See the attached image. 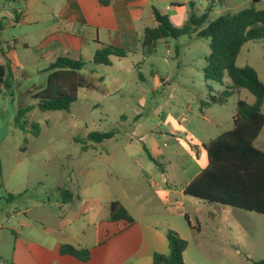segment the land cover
I'll use <instances>...</instances> for the list:
<instances>
[{
  "label": "rangeland",
  "instance_id": "obj_1",
  "mask_svg": "<svg viewBox=\"0 0 264 264\" xmlns=\"http://www.w3.org/2000/svg\"><path fill=\"white\" fill-rule=\"evenodd\" d=\"M7 1L16 8L23 6V2L0 0V16L9 18L12 10ZM189 1L152 0V3L171 17L179 9V3L183 2H186L185 13L189 16ZM194 1L198 8L195 11L197 16L211 7L210 20L221 14L234 15L252 5L257 10H264V0L258 4L252 0H225L222 4L219 0ZM40 28L41 25L29 26L23 22L20 26L6 27L0 36L2 46L20 34L26 35L27 42L25 47L20 46L15 52L18 76L8 77L9 87L3 88L0 93V165L3 172V185L0 187V257L6 261L11 259L14 246L11 228L24 229L22 222L28 207L45 205L50 224L61 222L58 218L62 216L59 203L67 196L61 195L58 188L65 186L68 190L72 189L78 181L80 169L94 172L92 186L88 190L97 201H74L73 206L66 207L69 212L67 219L72 222H75L74 212L88 211L91 205L101 204L111 190L121 196L122 189L131 191L135 187L133 183L142 184L145 179L161 183L162 172L147 158L144 145L149 140H156L162 145L165 143L164 133H174L162 125V118L191 115L195 122L193 126L199 132L201 111L205 110L201 105L209 103L211 96H218L231 84L224 69L220 70L222 78L219 81L205 77L211 39L191 34L159 41L156 51L149 57L141 47L130 45L129 48L135 49V52L126 58L112 57V66L89 64L84 74L105 77L107 89L103 88V92L99 89H79L77 102L70 105L67 111L42 112L38 110L33 96L46 86L47 73L44 70L50 59L38 50L40 37L37 32ZM4 59L0 50V62ZM236 65L253 67L264 84V41L244 44ZM155 76L164 81L158 89L151 84ZM95 82L100 84L97 79ZM118 83L119 88L112 90ZM137 83L141 86L138 87ZM99 87H102L101 84ZM239 98L246 99L250 104L255 101L249 91L241 90L240 94L231 95L223 104L225 106L215 105L208 112L211 118L219 120L220 130L228 128ZM22 107H32L25 118L28 131H23L17 124V112ZM182 117H178L180 121ZM34 124L39 126L38 136L31 134ZM217 128L211 127L210 133H217ZM90 133H115L117 138L104 140V144L98 147L94 141L88 140ZM129 133L137 134L129 135L128 139L131 138L132 142L125 136ZM144 134L147 141L140 139V135ZM172 142L167 143L168 149L178 146ZM129 144L132 148L126 150L124 147ZM85 146H88L86 152ZM91 146L98 148L97 154L90 149ZM101 150L102 160L95 161V157L101 156ZM109 154L113 157L110 158ZM137 155L153 167V171L147 170L149 175L146 177L134 161ZM181 164L174 168L176 173L181 170ZM247 215L242 221L239 219L240 232L243 236L254 238V242L241 249L240 255L233 252L235 257H224V264H254V261L264 259V216L254 212ZM198 216L203 220L201 211ZM228 252L225 251V254Z\"/></svg>",
  "mask_w": 264,
  "mask_h": 264
},
{
  "label": "crops",
  "instance_id": "obj_2",
  "mask_svg": "<svg viewBox=\"0 0 264 264\" xmlns=\"http://www.w3.org/2000/svg\"><path fill=\"white\" fill-rule=\"evenodd\" d=\"M7 2L11 5L10 1ZM22 2L23 6L19 8L11 5L12 14H9V18L0 16V36L5 31L4 25L7 22H14L8 27L20 26L23 22L29 26L41 25L37 32L40 37L38 50L43 51V56L50 59L49 64L58 58L83 59L87 62L82 70L83 74L89 64H94L93 55L97 50L105 46H114L132 51L127 56L120 57L126 58L135 52V49L129 48L130 45H137L142 49L145 29L157 26L152 0H112L107 7L101 5L99 0H22ZM185 5L186 2L179 3V9H176L171 17L161 9L155 8L161 14L168 15L174 25L180 26L188 17ZM26 45L24 34L13 36L12 40L4 42L3 46L0 42L1 55L5 58L0 64L8 63L13 77L19 74L15 52L18 47ZM86 55H90L91 58H87ZM84 75L94 85L88 90L99 89L103 92V88L107 89L105 77L92 76L91 73L88 76ZM95 79L102 87H99L100 84L96 83ZM162 83L164 84L162 78L155 76L151 84L158 89ZM137 86L141 85L137 83ZM118 88L119 83L111 89ZM234 94H240V91ZM213 106L215 105L207 102L201 105L205 110L201 111L199 132L193 126L195 122L191 115L182 117L179 114L177 117L162 118V125L174 133H164L166 137L162 145L156 140H149L148 144L144 145L147 158L162 172L161 183L145 179L142 184L133 183L135 187L131 191L122 189L121 196L111 190L101 204L91 205L88 211L84 209L86 211L74 212L75 222H72L67 219L69 212L66 207L73 206L74 201L89 203L97 201L88 190L92 186L91 176L94 172L80 169L77 174L78 181L69 189L72 195L67 200L62 198L59 203L62 211V216L58 217L61 220L59 224H50L45 205H41L40 208L36 204L28 207L24 212L25 220L22 222L24 229L20 231L11 228L14 246L11 259L7 261L11 264H154L155 253L163 255L169 253L166 237L168 230L176 231L188 242L183 254L185 264H224L222 261L224 257H235L233 252L240 255V250L249 247V242H254V238L241 234L242 227L239 221L252 212L205 202L185 194L186 187L208 166L205 146L233 128L236 108L231 114L232 121L228 123V128L220 130L219 120H214L208 114L213 110ZM262 111L264 113V106ZM178 117H182L183 120L180 121ZM184 122L185 124H182ZM213 126L218 127L217 133H210ZM112 134L109 139H116L115 133ZM129 135L137 134H126L127 139ZM140 139L147 141L145 134L140 135ZM128 141L132 142V139ZM169 141L178 146L168 149ZM95 144L100 147L104 140ZM130 146L125 145L124 148L129 150L132 148ZM255 146L264 151V128L257 137ZM91 147L90 149L97 154L98 148ZM87 148L88 146L84 148V152ZM101 151L99 153L101 156L95 157V161L102 160L103 150ZM109 157L113 155L109 154ZM134 161L140 166L144 177L149 175L148 169L153 171V167L141 156L137 155ZM179 163H182L181 170L176 173L174 168ZM81 181H84L83 184H80ZM65 189L67 187L59 186L61 195ZM114 200H119L129 211L134 218L133 224L110 220L109 205ZM200 211L203 220L198 216ZM98 212L102 214L99 215ZM63 245L87 249L90 252L89 258L82 261L70 254H63L61 252ZM225 251H229L228 254H225Z\"/></svg>",
  "mask_w": 264,
  "mask_h": 264
},
{
  "label": "trees",
  "instance_id": "obj_3",
  "mask_svg": "<svg viewBox=\"0 0 264 264\" xmlns=\"http://www.w3.org/2000/svg\"><path fill=\"white\" fill-rule=\"evenodd\" d=\"M107 7L112 0H99ZM225 0H219L222 4ZM257 4L261 0H252ZM189 16L180 26H176L166 14H161L155 7L153 10L156 27H148L144 31L142 50L146 56L152 55L159 41L178 39L196 34L201 38H210L211 53L207 57L205 77L212 81L222 78L220 70L224 69L230 78V86L218 96H211L210 105H223L235 92L249 91L255 98L253 104L239 99L236 114L233 117V128L211 140L205 147L208 154V166L186 187L185 194L209 203L233 206L247 212L264 215V151L256 148L255 141L264 128V84L260 82L258 73L251 66L238 67L236 60L240 50L250 41H264V10H257L252 5L236 14H221L210 20L208 7L197 16L196 1L190 0ZM132 51L124 48L105 46L93 55L96 65H111V57H125ZM87 62L83 59L71 60L58 58L50 63L44 71L47 73L46 86L35 93L38 110L42 112L67 111L69 106L78 100L79 89H91L93 83L82 73ZM11 76L8 63L0 64V93L9 87ZM229 90V91H228ZM32 107H22L17 112V124L23 131H28L25 119ZM25 119V121H22ZM32 135H39V126L32 125ZM113 136L112 133H90L88 140L102 142ZM85 145V144H84ZM87 147V146H85ZM3 172L0 165V187L3 185ZM63 195L67 199L72 195L65 189ZM66 199V200H67ZM110 220L124 221L133 224L134 218L119 200L109 205ZM188 221V218L186 217ZM189 222V221H188ZM169 253L153 255L154 264H185L183 254L188 242L174 230L166 233ZM63 254H70L82 261L89 258V250L78 249L70 245L61 247ZM0 264H11L0 257ZM264 264V259L254 261Z\"/></svg>",
  "mask_w": 264,
  "mask_h": 264
},
{
  "label": "built area",
  "instance_id": "obj_4",
  "mask_svg": "<svg viewBox=\"0 0 264 264\" xmlns=\"http://www.w3.org/2000/svg\"><path fill=\"white\" fill-rule=\"evenodd\" d=\"M19 12H20V11H19ZM21 13H22V12H21ZM22 14H23V13H22ZM22 14H21V15H22ZM13 23H14V22H7L4 26H5V27H8L9 25H11V24H13Z\"/></svg>",
  "mask_w": 264,
  "mask_h": 264
}]
</instances>
